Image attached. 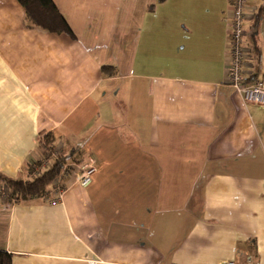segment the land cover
<instances>
[{"label": "crops", "instance_id": "1", "mask_svg": "<svg viewBox=\"0 0 264 264\" xmlns=\"http://www.w3.org/2000/svg\"><path fill=\"white\" fill-rule=\"evenodd\" d=\"M52 2L74 38L0 0V172L30 180L49 134L69 175L53 205L0 186V251L11 264H264V109L226 79L231 0ZM242 25L246 85L264 83V0H246ZM88 157L84 189L73 165Z\"/></svg>", "mask_w": 264, "mask_h": 264}, {"label": "trees", "instance_id": "2", "mask_svg": "<svg viewBox=\"0 0 264 264\" xmlns=\"http://www.w3.org/2000/svg\"><path fill=\"white\" fill-rule=\"evenodd\" d=\"M16 1L23 9V20L26 26L74 38L69 26L56 9L52 0ZM262 11L258 10L255 14L256 24L262 18ZM102 71H106V68H102ZM41 147L43 159L57 152L52 145V137L49 134L42 137ZM49 160H51L49 168L41 169L38 176H33V172L35 168H40V158L35 162H31V167H29L31 178L28 181L9 178L0 172V186L5 188L7 192L6 199L8 201L25 202L48 194L60 176L63 164L66 163V159L59 153L55 158H50ZM11 261L12 257L10 254L0 251V264H11Z\"/></svg>", "mask_w": 264, "mask_h": 264}, {"label": "built area", "instance_id": "3", "mask_svg": "<svg viewBox=\"0 0 264 264\" xmlns=\"http://www.w3.org/2000/svg\"><path fill=\"white\" fill-rule=\"evenodd\" d=\"M246 0H231L228 29H227V49L226 55L228 58V65L226 67V79L228 84L241 96L246 104H253L264 109V83L255 81L250 85H246L245 67L247 56L243 46V21L245 18ZM39 147H41L42 138L39 139ZM57 152L48 157L55 158ZM48 159L41 161V168H49ZM43 162V163H42ZM69 166L63 164L60 176L52 186L49 194L51 198L49 204H57L62 198L64 192V185L61 183L67 175H69ZM75 169V181L81 188H87L92 183V175L95 173V159L88 157L85 163L73 165ZM39 172L36 171V175ZM11 202H15L12 200ZM227 264H233L229 262ZM244 264H256L251 257H248Z\"/></svg>", "mask_w": 264, "mask_h": 264}, {"label": "rangeland", "instance_id": "4", "mask_svg": "<svg viewBox=\"0 0 264 264\" xmlns=\"http://www.w3.org/2000/svg\"><path fill=\"white\" fill-rule=\"evenodd\" d=\"M57 154H58V153H57ZM43 157H44V156H43ZM43 157L40 158V162H39V163H40V168H35V169H34L33 176H38V175L40 174V170L43 169V168H41V161L45 159V158L43 159ZM48 157H50V155H49ZM48 157H46V159H48ZM48 161H49L48 165L50 166V162H51V160L48 159ZM42 163H43V162H42ZM62 167H63V166H62ZM36 171L39 172V174L36 175Z\"/></svg>", "mask_w": 264, "mask_h": 264}]
</instances>
